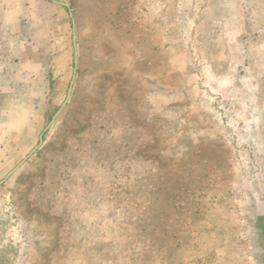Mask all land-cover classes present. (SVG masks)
Listing matches in <instances>:
<instances>
[{"label": "rangeland", "instance_id": "1", "mask_svg": "<svg viewBox=\"0 0 264 264\" xmlns=\"http://www.w3.org/2000/svg\"><path fill=\"white\" fill-rule=\"evenodd\" d=\"M10 1L0 264H264V0Z\"/></svg>", "mask_w": 264, "mask_h": 264}, {"label": "water", "instance_id": "2", "mask_svg": "<svg viewBox=\"0 0 264 264\" xmlns=\"http://www.w3.org/2000/svg\"><path fill=\"white\" fill-rule=\"evenodd\" d=\"M53 2H56L58 4H61L63 6H65L66 8H68L69 10V13H70V16L72 17V21L74 22V17H73V12L71 11L70 9V4H68L67 2H64V1H60V0H51ZM73 39H74V45L76 46V34H75V27H74V35H73ZM77 55H78V51L75 49V67H74V74H73V77H72V80H71V84L69 86V89H68V93H67V97L65 99V101L62 103V105L60 106V108L56 111V113L53 115L50 123L47 125L46 129L49 128V126L54 122V120L57 118L58 114L61 112V110L63 109V107L65 106L68 98L70 97V94H71V91H72V85H73V82H74V78H75V74H76V70H77V65H78V58H77ZM43 142V134H42V137L40 139V142L38 145L35 146V148L33 150L30 151L29 154H27L19 163L16 167H14L12 170H10L8 172V174L0 180V184L3 183L20 165H22L27 159L28 157L34 152V150H36L40 144Z\"/></svg>", "mask_w": 264, "mask_h": 264}, {"label": "crops", "instance_id": "3", "mask_svg": "<svg viewBox=\"0 0 264 264\" xmlns=\"http://www.w3.org/2000/svg\"><path fill=\"white\" fill-rule=\"evenodd\" d=\"M19 1H20V0H12V1H10V4L13 3V4H12V6H13V7H12V11L14 10V12H16V13H17L16 9L19 10V9L22 8L21 6H19V5H20V4H19V3H20ZM21 1H24V0H21ZM25 1L27 2V1H29V0H25ZM45 1H47V2H48V1L53 2V1H51V0H45ZM54 3H56V2H54ZM15 4H16V5H15ZM18 13H19V11H18Z\"/></svg>", "mask_w": 264, "mask_h": 264}]
</instances>
